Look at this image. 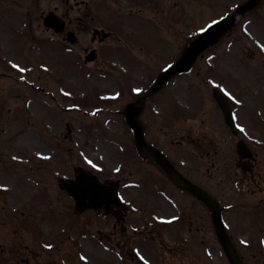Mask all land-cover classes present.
I'll return each mask as SVG.
<instances>
[{
	"label": "rangeland",
	"instance_id": "374dc122",
	"mask_svg": "<svg viewBox=\"0 0 264 264\" xmlns=\"http://www.w3.org/2000/svg\"><path fill=\"white\" fill-rule=\"evenodd\" d=\"M244 1L62 0L56 14L63 18H70L69 14L83 8L87 12V26L83 25L79 33L70 23L69 29L78 35L74 45L58 39L51 30H45L41 20L37 19L38 9L30 6V16L25 17L24 7L13 8L9 1L5 5L0 3V95L4 90L26 89L25 81L18 80L22 77L45 87L44 92L29 95L32 100L25 107L29 113L34 112L45 100V117L52 115L55 123H59L63 134H54L57 143L54 148L58 149L63 170L68 162L85 165L86 159H90L91 166H88L103 178L128 181L146 178L147 171L139 165L137 174L131 172L133 166L128 155V150L132 149L131 140L124 125L113 123L112 118L107 123L99 121L97 116L85 115L83 111L91 113L99 105L97 99L105 96L114 100L112 108H118L125 100L141 94L150 87L161 69L178 56L191 37ZM53 6L54 3L50 4L49 9H54ZM136 8L137 17L129 16L128 12ZM94 28L114 32L120 38L119 43H90ZM86 46L96 47L98 62L85 61V55L90 51L85 49ZM112 66L116 70L112 71ZM21 68L24 71H20ZM212 85L237 96L232 106L238 108L239 121L244 128L254 129L255 145L262 149L264 165V0L248 13L238 16L233 30L207 49L189 73L171 78L157 95L147 99L143 121L148 134L163 142L171 141V137L178 138L189 125L186 122L189 117L191 124H203L207 134L222 144L227 153L233 139L219 118L211 95ZM24 97L8 100H18L22 105ZM237 101L242 105L238 106ZM70 103H74L77 110H65ZM101 103L106 104V100ZM248 115L254 116L251 121L257 124L249 126L248 119L242 117L248 118ZM112 116L117 118L116 114ZM12 124L19 127L17 121L12 120L9 125ZM40 141L50 147L53 135L47 132ZM68 147L76 156H63ZM165 147L172 149V146ZM218 161L220 159L217 164ZM1 170L7 173L4 168ZM140 173L143 176L139 177ZM3 179L9 188L7 193L13 195L9 200L15 203L8 201L4 207L0 204V242L2 237L7 238L14 250L12 264H23L25 248L43 252V244L49 243V237L55 232L53 223L63 229L68 221L66 216L62 221L48 217L53 212L65 215L61 202L30 201L33 199L29 197L32 187L29 185H33V181L29 177L22 181L26 190L20 191L11 186L10 172ZM235 188L241 190L240 184ZM129 197L132 202L133 196ZM36 231L43 237L35 236ZM33 237L39 239L35 244Z\"/></svg>",
	"mask_w": 264,
	"mask_h": 264
},
{
	"label": "flooded vegetation",
	"instance_id": "af4514ba",
	"mask_svg": "<svg viewBox=\"0 0 264 264\" xmlns=\"http://www.w3.org/2000/svg\"><path fill=\"white\" fill-rule=\"evenodd\" d=\"M55 2L54 9H47L56 11L60 8L61 0ZM0 3H8L13 8H29V0H0ZM44 4L43 0L36 6L39 8ZM45 9L46 6L43 7ZM75 12L69 14L70 18L59 16L65 21L64 35L72 31L69 29L71 22L77 27L78 33L83 25L87 26L86 9ZM99 29H93L90 43L103 41L114 44L120 39L111 31H107L109 36L104 37L103 29ZM62 36V33L59 34V38ZM76 40L78 42V36ZM85 49L91 50L93 47L86 46ZM98 59L97 57L92 63L98 62ZM114 70L116 69L112 66V71ZM25 87L29 88L5 91L0 95V204L4 207V203L11 202L9 199L13 197L7 193L9 188L7 189L3 179L8 172L11 174V186L16 191L26 190L22 181L29 177L33 181V185H29L32 186L29 197L33 199L30 201L61 202L65 215L53 212L48 217L62 221L66 216L68 224L65 228L58 229L56 223H53L55 232L43 252L25 248V257L21 259L23 264H232L224 252L222 240L206 204L189 191L177 187L152 158L141 157L134 146L128 150L130 165L133 166L131 172L137 174L139 165L147 171V177L136 181L111 177L101 179L116 187L125 200V205L114 206L104 217L98 216L91 209L78 214L74 210V200L62 189L63 179L75 177L76 164L75 161L68 162L63 170L58 149L54 148V134H63L60 125L55 123L54 116L45 117V100H42L43 104L37 106L34 112L29 113V109L25 107L30 102L27 92H44L45 87L39 84ZM22 96H25L22 105L18 100H8ZM50 97L54 98V95L51 93ZM125 103L126 101L123 102L124 105ZM217 109L223 128L233 139L227 153L223 151L222 144H218L216 139L207 134L203 124H191L189 117L186 121L189 125L182 134L165 142L146 131L143 121L145 109L138 117L143 123L146 141L165 153L184 177L207 191L217 202L227 241L243 263L264 264L262 149L255 145L257 137H254V129H245L239 121L236 106L231 105L233 118L238 125L236 132L225 124L221 111L218 107ZM119 116L124 123L120 112ZM242 117L248 119L249 126L252 127L251 116ZM12 120L17 121L18 128L16 125H9ZM47 132L53 135V145L50 147L40 141ZM131 138L133 141L132 133ZM239 139H243L249 148L242 159H239L237 148ZM15 145L18 146L13 154L11 150ZM165 145L172 146V149L168 150ZM60 151L61 148L59 154ZM217 159H220L218 164ZM2 168L6 170V174L2 173ZM238 183L241 190L235 188ZM130 195L133 196L132 202ZM43 217L48 219L46 215ZM92 225L99 226L93 228ZM34 235L40 237L41 233L36 231ZM1 240L0 264H12L14 250L9 246L7 238L2 237ZM38 241L39 239H35L34 244Z\"/></svg>",
	"mask_w": 264,
	"mask_h": 264
},
{
	"label": "water",
	"instance_id": "95a60500",
	"mask_svg": "<svg viewBox=\"0 0 264 264\" xmlns=\"http://www.w3.org/2000/svg\"><path fill=\"white\" fill-rule=\"evenodd\" d=\"M259 2V0H249L240 7H238L233 12L227 14L225 17L221 18L220 20L216 21V23L211 24V27L206 28L204 31L200 33L198 37L194 40L189 42L187 46L181 52L179 58L170 65L167 69H165L158 77L157 81L155 82L152 89L148 92V94L154 92L159 88V86L171 75H174L179 72L188 71L191 68L192 63L196 59L197 55L204 50L206 47L214 44L217 42L219 37L227 33L231 30L235 16L238 13H242L253 7ZM72 40V38L70 39ZM144 96L140 99L142 100ZM218 99V97H217ZM139 100V101H140ZM219 100V99H218ZM126 109L127 111V118L128 123L133 127L135 134H136V141H137V120L136 114L137 109H135L134 104H128ZM140 141V138H139ZM139 149L144 154H149L155 157L157 162H159L168 173V175L180 186L184 188H188L193 191L196 195L201 197L209 206H212V200L199 188L188 182L184 179L179 172H177L173 167L164 159V157L155 149L145 146L139 145ZM96 199L94 198V201ZM228 254H232L229 249H227ZM231 258L235 262V258L232 254Z\"/></svg>",
	"mask_w": 264,
	"mask_h": 264
},
{
	"label": "snow or ice",
	"instance_id": "6c2138e0",
	"mask_svg": "<svg viewBox=\"0 0 264 264\" xmlns=\"http://www.w3.org/2000/svg\"><path fill=\"white\" fill-rule=\"evenodd\" d=\"M213 23H216L215 21L213 22ZM209 27H211V25L209 26ZM13 67H18L17 65H13ZM20 71H24V69H20ZM136 91H139V90H136ZM238 102V101H237ZM241 131H243V129H241ZM45 159H47V157H45ZM175 219V218H174ZM169 223L171 222V221H168ZM243 243V242H242ZM81 259H83V257L81 258Z\"/></svg>",
	"mask_w": 264,
	"mask_h": 264
}]
</instances>
